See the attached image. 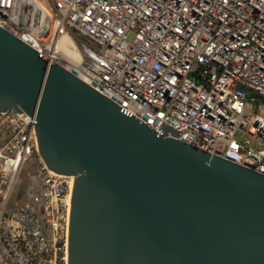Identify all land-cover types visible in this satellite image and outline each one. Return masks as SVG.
Segmentation results:
<instances>
[{"label":"built area","instance_id":"2783aa9c","mask_svg":"<svg viewBox=\"0 0 264 264\" xmlns=\"http://www.w3.org/2000/svg\"><path fill=\"white\" fill-rule=\"evenodd\" d=\"M0 27L158 133L264 174V0H0ZM35 129L0 113V264H67L74 177L48 169Z\"/></svg>","mask_w":264,"mask_h":264},{"label":"water","instance_id":"95a60500","mask_svg":"<svg viewBox=\"0 0 264 264\" xmlns=\"http://www.w3.org/2000/svg\"><path fill=\"white\" fill-rule=\"evenodd\" d=\"M9 110L74 177L67 264H264V174L158 133L0 27Z\"/></svg>","mask_w":264,"mask_h":264},{"label":"rangeland","instance_id":"374dc122","mask_svg":"<svg viewBox=\"0 0 264 264\" xmlns=\"http://www.w3.org/2000/svg\"><path fill=\"white\" fill-rule=\"evenodd\" d=\"M249 97L255 98V102L253 104L256 107L258 105H262V107L264 108V98H259L253 94H251ZM250 112L251 111H249V113ZM35 165H36V157L35 156L31 157L29 160L26 161V163L22 169V172L19 176V181L17 183V186L15 187V191L11 197V204H10L11 209H14L16 207V205L23 203L24 192H25V189L28 185L29 176L31 175L32 170H33Z\"/></svg>","mask_w":264,"mask_h":264}]
</instances>
